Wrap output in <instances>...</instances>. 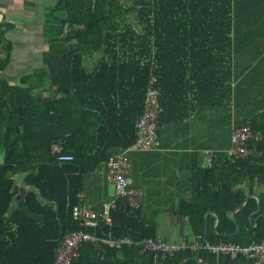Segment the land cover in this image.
I'll list each match as a JSON object with an SVG mask.
<instances>
[{
  "label": "trees",
  "instance_id": "16d2710c",
  "mask_svg": "<svg viewBox=\"0 0 264 264\" xmlns=\"http://www.w3.org/2000/svg\"><path fill=\"white\" fill-rule=\"evenodd\" d=\"M4 1L0 264H52L63 236L80 230L134 244L86 242L70 264H252L251 257L189 248L143 250V241L158 237L157 225L142 204L131 207L122 197L109 209L110 222L95 227L81 226L72 207L82 205L80 193L108 156L134 142L151 76L159 90L158 138L167 125L181 121L168 114L174 107L169 89L179 76L191 79L200 97L218 92L229 128L232 120L237 128L245 122L264 136V20L258 17H264V0H53L38 17L44 49L17 79L8 73L16 25ZM94 57L88 71L85 61ZM52 145L72 159L56 160ZM257 175H264V139L246 142V153L238 157L214 151L208 165L199 155L190 198L177 203L176 213L186 218L192 235L210 244L257 243L264 239V189L247 198L237 187ZM15 199L18 205L11 208ZM207 211L218 215L214 232L212 215L205 231Z\"/></svg>",
  "mask_w": 264,
  "mask_h": 264
},
{
  "label": "crops",
  "instance_id": "0c3cea01",
  "mask_svg": "<svg viewBox=\"0 0 264 264\" xmlns=\"http://www.w3.org/2000/svg\"><path fill=\"white\" fill-rule=\"evenodd\" d=\"M38 2L42 4L39 5ZM4 3L8 6L7 17L16 25L15 33L10 34L15 41V47L9 69L10 76L17 79L30 66L37 64L44 49L38 17L41 9L49 5L50 1L5 0ZM258 17L264 20L261 13ZM187 74L190 76V73ZM179 77V81L169 89L174 107L168 114L172 118H180L181 121L167 125L161 132L155 149L130 151L126 154V159L128 178L133 186L141 190V204L147 216L154 219L158 237L170 245L183 243L190 246L197 238H205L191 234L186 218L176 213L177 203L190 198L192 169L199 155L204 165V150L211 154L214 151L227 152L232 132L237 125L232 120L230 128L228 127L225 109L219 105L220 99L216 90L214 93L200 92V97L192 90L191 79L185 81L182 76ZM242 123H238L240 127ZM111 187L113 188V184L102 168L99 173L88 178L84 192L80 193V197L84 199L81 206L100 210L103 202L115 197V188L110 192ZM237 187L246 193L247 198H255L264 189V175L247 176ZM208 215L213 216L211 230L214 232L219 221L218 215L212 211L205 213V231Z\"/></svg>",
  "mask_w": 264,
  "mask_h": 264
},
{
  "label": "built area",
  "instance_id": "2783aa9c",
  "mask_svg": "<svg viewBox=\"0 0 264 264\" xmlns=\"http://www.w3.org/2000/svg\"><path fill=\"white\" fill-rule=\"evenodd\" d=\"M160 111L159 90L156 87V78L151 76L148 89L146 91L144 109L137 118L135 124L136 136L134 142L126 149L112 153L104 162V168L107 177L115 188V197L103 202L100 210H91L83 206L75 205L72 207V217L79 220L81 226L95 227L99 221L110 222L109 209L115 206L116 198H125L131 207H139L142 202V192L139 188L131 184L128 178V162L126 154L130 151H148L153 150L158 145L157 122ZM264 139L263 134L252 132L247 123L233 130L231 135V144L227 150L228 155L238 157L246 153V142H258ZM50 152L55 155L56 160L69 161L72 159L70 154H62V148L59 145H52ZM210 151H203V163H210ZM103 241L110 246L121 247L123 245L131 246L134 244L130 239L123 238L118 241L99 240L97 237L83 231H74L63 236L58 243L54 260L52 264H70L79 256V250L83 243H97ZM143 250L149 252L172 253L178 250L189 248L191 251L204 250L212 255H229L232 259L239 255L251 257L252 264H264V239L247 246H240L231 242H220L210 244L207 241L197 238L190 246L185 244H167L159 237L155 240L147 239L142 243Z\"/></svg>",
  "mask_w": 264,
  "mask_h": 264
},
{
  "label": "rangeland",
  "instance_id": "374dc122",
  "mask_svg": "<svg viewBox=\"0 0 264 264\" xmlns=\"http://www.w3.org/2000/svg\"><path fill=\"white\" fill-rule=\"evenodd\" d=\"M50 1V3H52V1L53 0H49ZM39 3V5H41L42 3H40V2H38ZM37 5V4H36ZM38 7V6H37ZM96 57H94V59L93 58H88L86 61H85V67H86V69H88V71H92V69L94 68V66H95V64H94V61L96 60L95 59ZM8 73L11 75V72H10V69H8ZM20 179H21V176H20V174H17L16 175V180L18 181V182H20ZM113 191V188L111 187L110 188V192H112Z\"/></svg>",
  "mask_w": 264,
  "mask_h": 264
},
{
  "label": "water",
  "instance_id": "95a60500",
  "mask_svg": "<svg viewBox=\"0 0 264 264\" xmlns=\"http://www.w3.org/2000/svg\"><path fill=\"white\" fill-rule=\"evenodd\" d=\"M0 19H1V14H0ZM17 205H18V199H15L13 205H11V208H15L17 207Z\"/></svg>",
  "mask_w": 264,
  "mask_h": 264
}]
</instances>
